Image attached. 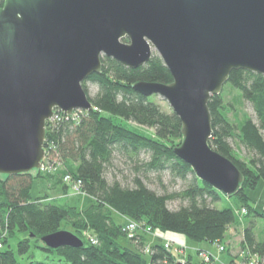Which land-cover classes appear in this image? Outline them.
Wrapping results in <instances>:
<instances>
[{
  "label": "water",
  "instance_id": "95a60500",
  "mask_svg": "<svg viewBox=\"0 0 264 264\" xmlns=\"http://www.w3.org/2000/svg\"><path fill=\"white\" fill-rule=\"evenodd\" d=\"M154 53L173 81H138L133 89L168 101L184 136L174 152L201 180L235 194L244 175L210 145L209 103L234 69L264 74V0H4L0 174L41 166L46 125L56 110L72 115L94 109L83 84L102 71V57L137 68ZM42 242L52 249L85 245L63 228Z\"/></svg>",
  "mask_w": 264,
  "mask_h": 264
},
{
  "label": "trees",
  "instance_id": "16d2710c",
  "mask_svg": "<svg viewBox=\"0 0 264 264\" xmlns=\"http://www.w3.org/2000/svg\"><path fill=\"white\" fill-rule=\"evenodd\" d=\"M3 5L4 0H0V7ZM101 60L102 71L94 72L83 84L94 109L76 110L69 117L58 112L61 118L46 125L44 158L57 171L62 172L64 166L74 179H80L81 189L93 201L87 208L78 209L42 196L34 198L32 173L0 174V224L8 230V237L20 233L18 246L22 253L33 243L57 256L55 260L22 263L7 238L4 241L7 246L0 248V264H175L173 252L158 242L151 246L147 258L141 251L145 245L141 233L128 239L135 248L121 241L127 235L124 224L117 218L125 216L153 229L179 232L198 242L213 243L222 241L230 227L239 224L240 209L218 208L216 203L224 194L201 180L192 166L174 152L184 137L179 116L172 108L168 112L150 96L133 89L138 81H173L162 57L154 53L137 68L125 67L107 56ZM90 82L98 86L95 96L88 90ZM227 83L252 103L257 121L247 116L234 123L228 117L223 94H213L209 103L214 130L210 145L243 172L239 190L229 196H236L240 207H247L245 216L255 214L262 218L264 209L258 211L250 203L248 190L256 188L260 178L264 180V74L234 69ZM122 119L150 128L153 133L138 132L122 123ZM231 138L244 145L251 154L249 161L237 155ZM116 171L123 173L124 180L115 175ZM153 172L160 180L164 174L181 179L187 182L186 188L160 194L146 183ZM110 173H115L113 178L108 177ZM175 198L181 199L176 209L168 204ZM63 222L74 226V233L83 238L84 246L52 249L44 245L42 238L62 229ZM255 228L245 227L244 243L249 248L248 254L263 262L264 237L259 240ZM84 230L93 232L97 243L89 242Z\"/></svg>",
  "mask_w": 264,
  "mask_h": 264
},
{
  "label": "rangeland",
  "instance_id": "374dc122",
  "mask_svg": "<svg viewBox=\"0 0 264 264\" xmlns=\"http://www.w3.org/2000/svg\"><path fill=\"white\" fill-rule=\"evenodd\" d=\"M227 83V82H226ZM224 84V89L222 90V94L224 97V102L226 106L228 107L227 114L228 117L232 119L234 123L238 122L239 120H242L244 118H247V116L253 118L255 121H257L256 112L254 109V106L252 103L246 98H243L240 94V92L231 86L230 84ZM88 90L92 96H95L97 93L98 86L93 83L88 84ZM150 99L155 100L157 103L161 104L164 110L170 112L171 107L167 100L163 99L162 97H159L157 95H150ZM57 111V110H56ZM119 120V118H118ZM122 123H124L127 127H130L138 132H143L145 134H151L153 133V130L150 128H147L143 125H138L135 123H132L131 121L127 120H121ZM231 143L234 147V149L237 152V155L241 157L242 159L249 161V152L247 149L244 148V145L241 144L238 140L231 138ZM40 168V167H39ZM39 168H35L34 171H32V174L34 176L33 179V185H32V195L34 198L38 196L45 197L47 200H55L59 199L58 201L65 206H74L78 209L87 208L91 204L92 196L88 195L81 187L76 185L77 181L68 180L65 179L67 174H71L68 169H66L64 166L63 171H57V168H51L46 167L45 169L40 170ZM60 173V175H57V173ZM66 172V173H64ZM40 173V175H38ZM64 173V174H63ZM116 173V174H115ZM114 174L119 177L120 179L124 180L123 173L120 171H116ZM113 173H110L108 177L113 178ZM124 175H129V172H124ZM58 176H61L58 177ZM152 179L147 180L146 183L148 186L155 191H157L160 194L164 193H174L175 191H180L184 188H186L187 182H184L181 179H172L171 175L164 174V177L162 180L159 179L158 175H156V172L152 173ZM76 180V179H75ZM56 182V183H54ZM55 184V185H53ZM249 195H251V201L256 209L258 211H262L264 209V180L260 178V182L257 185L256 188H250L248 190ZM223 194V193H222ZM65 197V198H64ZM93 201V200H92ZM169 207L176 209L181 204V199L175 198L172 200H169L168 202ZM217 207L224 208V207H236L238 210V214L240 215V221L239 224H233L230 227V232L227 234L226 237L230 238L229 241L233 242V245L231 247V251L235 253V255L238 253V251L243 254L245 253L244 258L241 262L239 261H222L219 258V254L221 252L227 251L226 245L223 244L222 241L215 243V248H217L218 252L217 254L213 253L212 251H209L204 248H198L199 243H204L206 245H210L208 241H195L189 236H186L182 233H175L172 231H164L161 229H153L151 226L147 224H142L138 226V229L135 230L136 234H142L145 238V245L141 248V251L145 253V256L149 258L151 251V246L155 244L156 242L164 244V247L166 249H169L173 252L175 256V264L181 260L186 263H193V264H232L235 262H238L239 264H244L248 257L250 256L248 254L249 248L244 243V229L246 226H252L254 225L256 234H260L262 237L264 235V217H257L255 214H251V216H245V214L248 212L247 207H240V204L237 202L236 196H227L224 194L223 198L219 200L216 203ZM240 207V208H239ZM246 210L243 212V210ZM242 216V217H241ZM120 222L124 224V226H127L132 219L127 217H121L117 218ZM125 228V227H124ZM63 229L71 230L75 232V228L72 224L63 222ZM126 230V229H125ZM228 230V231H229ZM227 231V232H228ZM85 238L93 243V240L96 238L94 237V233L90 231H83ZM127 239L121 240L123 242H126L127 244H130L135 248V244L130 242L128 239L133 237L130 235V230H126ZM9 232L6 235L5 240L8 238V245L11 246V248L14 251L15 257L18 258V260L22 263H28L31 260H55L57 258L56 255H54L52 252H46L44 249H42L39 245L36 246L33 243L32 246L26 251V252H20L19 246H18V239L20 238V233L17 232L14 236H9ZM184 238L185 243L182 242V240L179 238ZM97 241V240H96ZM228 243H231L229 242ZM42 242H40L41 244ZM97 243V242H94ZM7 243L4 242L3 246L0 248H5ZM223 246V247H221ZM243 252V253H242ZM210 255V256H209ZM254 256V255H253ZM252 256V257H253ZM256 257V256H254ZM209 258V259H208ZM190 261V262H188ZM221 263H220V262ZM219 262V263H218ZM262 261L259 260V258L256 257V264L261 263Z\"/></svg>",
  "mask_w": 264,
  "mask_h": 264
},
{
  "label": "built area",
  "instance_id": "2783aa9c",
  "mask_svg": "<svg viewBox=\"0 0 264 264\" xmlns=\"http://www.w3.org/2000/svg\"><path fill=\"white\" fill-rule=\"evenodd\" d=\"M76 111V110H75ZM58 112H61L59 110H57L53 116V119L51 120L52 122H54L56 119H59L61 118L60 115H58L57 113ZM75 113V112H74ZM73 113V114H74ZM63 114V113H62ZM72 115H67L65 114L66 116H73ZM64 115V114H63ZM46 157V156H45ZM46 167H53L52 165L48 164L45 162V160L43 161V163L41 164L40 166V170L42 169H45ZM54 168V167H53ZM65 179H68V180H73L74 182L77 181L76 185L79 186V188L81 187V184H82V181L80 179L78 180H75L73 178V176L71 174H67V176L65 177ZM246 210L244 209L243 212H245ZM143 224V223H142ZM141 225V222L133 219L129 224H127V226H125V229L126 230H130V235L134 237V235L136 234L135 233V230L138 229V226ZM8 234V230L7 229H4L3 226L0 224V247L3 246V243L5 241V238H6V235ZM94 242H97L95 239L93 240V243ZM223 247V246H221ZM224 248V247H223ZM225 249V248H224ZM210 256V255H209ZM209 259V258H208ZM232 264H239L238 262H235V263H232ZM244 264H256V257H252V256H249L248 259L246 260V262Z\"/></svg>",
  "mask_w": 264,
  "mask_h": 264
},
{
  "label": "crops",
  "instance_id": "0c3cea01",
  "mask_svg": "<svg viewBox=\"0 0 264 264\" xmlns=\"http://www.w3.org/2000/svg\"><path fill=\"white\" fill-rule=\"evenodd\" d=\"M54 183H56V182H54ZM53 185H55V184H53ZM65 198V197H64ZM93 199V198H92ZM55 200H57V199H55ZM59 200V199H58ZM91 202H92V200H91ZM230 232V230L227 232V234ZM257 235V238L259 239V240H261V239H263V237H264V235H263V237L260 235V234H256ZM181 240H182V242L183 243H185V239L184 238H181V237H179ZM230 240V238H228V236L227 237H225L223 240H222V242H223V244L224 245H226V247H227V251H224V252H221V254H219V258H221L220 260H222L223 262L224 261H230V262H232L233 260L234 261H239V262H241L242 260H243V258H244V256L243 255H245V253H243V254H241L239 251H238V253L235 255V253L233 252V250L231 251V247H232V245H233V242H231V241H229ZM228 241L229 242H231V243H228ZM210 243V242H209ZM215 243H213V242H211L210 243V245H206V244H204V243H199V246H198V248L200 247V248H204V249H207V250H209V251H212L213 253H215V254H217V253H219L218 252V250H217V248H215V245H214ZM233 248V247H232ZM220 262V261H219ZM218 262V263H219ZM221 263V262H220ZM258 264H264V261L263 262H261V263H258Z\"/></svg>",
  "mask_w": 264,
  "mask_h": 264
}]
</instances>
